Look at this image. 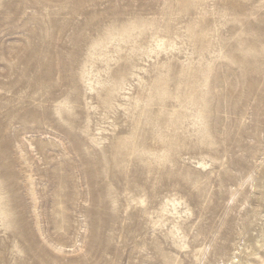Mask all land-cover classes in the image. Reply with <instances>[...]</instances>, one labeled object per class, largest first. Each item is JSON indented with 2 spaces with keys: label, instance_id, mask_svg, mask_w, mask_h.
<instances>
[{
  "label": "rangeland",
  "instance_id": "rangeland-1",
  "mask_svg": "<svg viewBox=\"0 0 264 264\" xmlns=\"http://www.w3.org/2000/svg\"><path fill=\"white\" fill-rule=\"evenodd\" d=\"M263 154L264 0H0V264H217Z\"/></svg>",
  "mask_w": 264,
  "mask_h": 264
},
{
  "label": "bare ground",
  "instance_id": "bare-ground-1",
  "mask_svg": "<svg viewBox=\"0 0 264 264\" xmlns=\"http://www.w3.org/2000/svg\"><path fill=\"white\" fill-rule=\"evenodd\" d=\"M28 145L30 152L34 153L35 149L33 144L28 141ZM20 154V157L27 163L25 152L20 150ZM201 166L204 168L206 167V164L201 163ZM259 168H262V170L257 173ZM254 172L258 174V178H254L252 177L251 173H248L245 179L238 184L240 189H242L246 184V189L242 195V198L237 200V202L236 197L238 196V190L233 187L230 188L229 197L226 200L227 204L225 208L227 210H238L247 204V208H245L244 214L242 215V219H247V223L243 224L245 231H242L240 234V244L236 245L226 260H217V264H264V157L260 161H255ZM4 177H8V174ZM25 179L26 194L31 198L34 204L33 214L36 219V227L45 240V243L51 248L52 252L55 255H63L66 253L72 255L73 253L82 252V247L79 245L77 247H72V250L70 249V251H66V247L62 246L58 242H50L46 239V237H44L39 220L40 215L38 211L39 201L37 183L35 182L34 175L31 172L27 173ZM230 202H235V204L230 205ZM236 203H239V205L237 206ZM54 222L58 226V229L61 230L64 219L60 211L54 213ZM252 225L255 227L252 229L255 234L245 239L244 236L249 230L248 227ZM206 247L207 245H205V248L202 251H199L200 256H206Z\"/></svg>",
  "mask_w": 264,
  "mask_h": 264
}]
</instances>
